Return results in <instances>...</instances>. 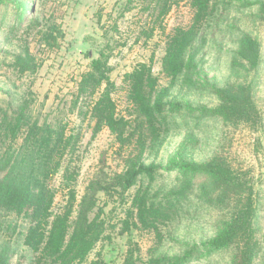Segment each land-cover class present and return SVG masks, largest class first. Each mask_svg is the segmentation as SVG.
Listing matches in <instances>:
<instances>
[{
    "label": "trees",
    "instance_id": "1",
    "mask_svg": "<svg viewBox=\"0 0 264 264\" xmlns=\"http://www.w3.org/2000/svg\"><path fill=\"white\" fill-rule=\"evenodd\" d=\"M189 1L192 20L188 26L175 27L166 35L162 70L173 82L182 78L187 87L194 89L199 82L194 79L197 53L193 49L200 41H206L203 35L206 23L225 0ZM155 4L158 19L163 20L172 6L169 0H156ZM248 5L259 6L264 22V1L243 3ZM5 6L6 0H0V13ZM27 12L18 15V24L13 25L11 33L18 25L28 24ZM2 23L3 18L0 26ZM32 25L38 27L39 23L33 20ZM56 31L50 27L39 33L51 45ZM154 32L152 29L142 34L151 39ZM110 60L111 53L101 51L92 61L81 77L77 100H82V108L95 122V131L107 128L115 137L119 152H127L124 171L108 181L91 184L78 203L74 187L76 173L70 171L67 163L75 152L76 142L67 136L66 128L47 121L42 123L33 115L31 101L20 99L8 106L0 104V230L11 218L17 220V227L21 228L17 237L33 254V264H85L97 245L109 238L104 208L98 207V193L117 195L124 201L125 194L135 189L122 221V233L133 230L152 233L156 248L164 243L167 229L185 213L190 215L195 211L194 201L219 213L221 218L211 239L187 245L179 255H153L148 264H192L228 251L233 252L230 264L264 262V227L260 221L264 191L256 187L250 169L234 165L222 151L224 146L203 161L180 151L178 161L164 168L177 173V186L161 198L152 194L163 167L147 164L144 156L151 149L160 150L177 117L183 113V105L167 100L170 88H160L152 58L150 63H139L125 74L131 113L130 117L122 115L114 98L117 85L112 79ZM262 62L260 42L251 34L242 33L237 39L231 70L246 79L260 70ZM10 68L20 76L34 77L40 63L29 45L21 43L20 52L12 56ZM206 86L202 85L204 89ZM254 86V79L210 85L207 89L218 103L214 107L202 106L200 115L193 120L220 121L227 131L264 128ZM58 176L62 178L60 185L67 192V201L56 211L58 191L52 181ZM12 259L10 245H3L0 264H11ZM140 262V249L132 244L124 264Z\"/></svg>",
    "mask_w": 264,
    "mask_h": 264
},
{
    "label": "rangeland",
    "instance_id": "2",
    "mask_svg": "<svg viewBox=\"0 0 264 264\" xmlns=\"http://www.w3.org/2000/svg\"><path fill=\"white\" fill-rule=\"evenodd\" d=\"M155 1L6 0L0 13V22L3 18L0 26V104L8 106L20 99L31 101L33 115L42 123L47 121L66 128L67 136L76 142L75 152L67 163L70 171L76 173L74 187L79 203L91 184L108 181L124 171L127 154L119 152V145L107 128L98 133L95 131V122L82 108V100H77L82 75L101 51L111 53L112 79L117 85L114 98L120 113L130 117L124 76L137 64L150 63L153 58V72L159 79L160 88H170L167 100L181 103L183 113L177 117V123L160 150L151 149L144 156L147 164L163 167L152 187V194L161 198L177 186V173L164 168L176 163L179 153L203 161L221 151L223 146L222 151L229 155L234 165L250 169L256 187L264 191V128L227 131L220 121L193 120L200 115L202 106L214 107L218 103L207 89L210 85L253 79L255 99L264 119V22L259 6H243V3L255 4L264 0H225L219 5L206 23L203 33L206 41H200L193 49L197 53L194 79L199 82L194 89L187 87L182 78L173 82L162 70L166 35L175 27L190 24L193 17L190 1L169 0L172 8L163 20L158 19ZM24 10L28 11V24L18 25L11 33L13 25L18 24V15ZM33 20L39 23L38 27H30ZM50 27L57 29L51 45L39 33ZM152 29L155 32L151 39L142 34ZM242 33L254 36L262 47L260 70L250 73L246 79L231 70L237 39ZM21 43L29 45L40 63L34 77L20 76L10 68L12 56L20 52ZM202 85L207 86L204 89ZM61 179L58 176L52 181L58 191L56 211L67 201V192L61 189ZM135 191L125 194L124 201L117 195L98 193V207L104 208L109 238L97 245L85 264H124L132 244L140 249V264H148L153 255H179L187 245L201 244L214 236L220 215L201 207L197 201L192 205L195 211L190 215L185 213L166 230L164 243L158 248L152 233L140 230L122 233V221ZM260 221L264 227V212ZM9 225L11 227L7 229ZM19 230L16 219L6 222L4 229L0 230V249L3 245H10L13 252L11 264H33V254L17 237ZM232 253H216L192 264H230Z\"/></svg>",
    "mask_w": 264,
    "mask_h": 264
}]
</instances>
